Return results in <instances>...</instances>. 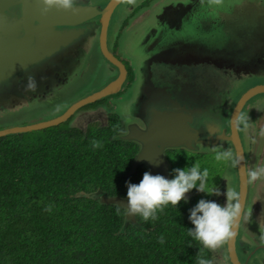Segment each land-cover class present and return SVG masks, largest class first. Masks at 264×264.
Wrapping results in <instances>:
<instances>
[{
  "label": "water",
  "instance_id": "95a60500",
  "mask_svg": "<svg viewBox=\"0 0 264 264\" xmlns=\"http://www.w3.org/2000/svg\"><path fill=\"white\" fill-rule=\"evenodd\" d=\"M161 1L154 0L151 5L144 8L132 19L125 31L122 49L131 58L138 82L132 99L122 104L117 103L116 110L125 118L127 128L119 138L135 141L139 145L128 175L134 174L139 165L145 164L151 174L172 179L169 175L166 149L179 146L193 149L195 144L192 140H200L202 145L217 150L219 143L222 145L226 138V131H221L219 126L213 123L212 120L216 119L207 108L186 107L188 112L197 109L194 126L185 108L177 100L175 104H166L165 109L154 107L148 71L153 72L155 69L162 70L172 66L175 62L173 55L178 53L186 57L184 59L186 64H209L235 72H253L250 71L253 66L264 68V48L251 54L240 53L223 58L219 55L220 49L214 47L209 55L200 56L191 47L213 46L200 40L202 36H197V29L191 24L194 8L175 10L182 5L171 4L168 0L160 3ZM196 2L197 0H194L192 4ZM115 3L116 1H111L104 8L98 9L97 6L89 4V0H79L75 10L53 7L44 13L43 0H0V114L14 109L17 105L34 103L43 105L45 97H47L45 104L56 102L62 93H73L83 86H94L103 80L105 71L91 75L94 64L90 66V52L94 47L96 34L92 24H86L88 19L97 15L102 16L103 24L99 37L100 49L109 61L117 64L123 74H126L124 64L109 52L107 47L108 17L115 10ZM231 3L234 4L235 12H239L238 6L243 5L225 0L223 6ZM203 14L205 13L198 15L200 19L208 16ZM218 16L226 20L223 15ZM209 18L212 19L211 16ZM217 33L226 34L223 30L216 31L215 34ZM124 45L128 47L124 49ZM29 77L35 81L34 91L27 87ZM122 82L123 78L117 77L49 120L0 129V137L65 122L79 107L119 92ZM146 86L148 91L143 94ZM260 92H264V84L256 85L245 92L238 103L237 112L247 98ZM52 97L55 98L50 100ZM138 97L141 105L145 104V107H134ZM232 134L228 139L234 142L237 153L244 156L241 139L233 124ZM204 135H208L207 139ZM238 171L243 198L247 191L245 159L238 166ZM95 194H98V200L103 203L120 207L127 205V196L110 195L100 190L89 193ZM195 194L196 191L187 193L185 201ZM124 220V228L129 224L144 228L137 217L128 216L126 209ZM229 247L233 264H241L235 253L234 240H230Z\"/></svg>",
  "mask_w": 264,
  "mask_h": 264
},
{
  "label": "trees",
  "instance_id": "16d2710c",
  "mask_svg": "<svg viewBox=\"0 0 264 264\" xmlns=\"http://www.w3.org/2000/svg\"><path fill=\"white\" fill-rule=\"evenodd\" d=\"M119 126L111 116L103 126L65 121L0 137V264H198L209 258L189 234L193 203L168 204L154 220L138 216L144 228H124L125 208L89 195L127 196V182L139 184L147 172L141 164L128 175L138 146L119 138Z\"/></svg>",
  "mask_w": 264,
  "mask_h": 264
},
{
  "label": "flooded vegetation",
  "instance_id": "af4514ba",
  "mask_svg": "<svg viewBox=\"0 0 264 264\" xmlns=\"http://www.w3.org/2000/svg\"><path fill=\"white\" fill-rule=\"evenodd\" d=\"M111 1H116V3L114 6L115 10L108 17L107 47L109 52H111L124 64L126 74H123L117 64L109 61L103 53L102 49H100L101 46L99 37L101 28L103 26L101 21L102 16L97 15L95 17H92L87 20L86 24H92V26L94 27L96 32L94 47H99L101 59L108 62L110 65L107 70H105L103 80L100 81V83L105 81L101 87H104L106 84L110 83L117 77H122L123 82L119 91H121L123 85L126 84L129 86V90L130 88H132L133 94V91H136V89L134 90V88L136 87L138 80H136V71L134 66L131 64V58L122 49V40L125 36V31L132 19L137 16V14H139L144 8H146L151 3V0H135V3L133 4L127 3L126 0H89V4L97 6L98 9H102ZM183 9L186 8L184 6L175 8V10ZM122 10H125V13L121 15ZM113 28L114 32H112ZM124 47L128 46L124 45ZM185 58V56H181L178 53H175L173 55V60L175 62L172 66H167L162 70L155 69L153 70V72L148 71V79L153 89L152 98L155 102L154 107L165 109L166 104H175L177 100L182 105V107L185 108L187 114L190 116V121L194 126L195 118L197 117V109L194 108L188 112L186 107L200 106L209 109L213 114V117H215L216 121L222 120V124L221 126H219L220 130L226 131V138L224 139L222 145L219 143V147L217 148V150L231 149L234 154L237 153V149L234 142L231 139H228V136L233 135L232 120L234 116H236V114L237 116L239 114H242L248 120V127L246 129L243 127V125H241L240 129H237L244 150L247 191L242 199L244 207L242 210L241 218L237 223L236 235L233 239H231V241H235V253L241 264H264V225L261 224L264 223V180L262 176L257 181L249 183L248 177V172L252 170V167L253 169L264 167V142L262 143L260 149V157L256 167L252 160L253 148L256 142L261 143L260 140H257L258 137L260 135L264 137V100L261 99V96H264V92L253 94L252 96L247 98L245 102H243L238 112L236 109L245 92L250 90L255 85L264 84V76H262L264 75V70L258 72H235L232 69L220 68L212 65L214 73L219 74L217 79H207L205 81H200L196 78V76L192 78H185L186 73H188L186 72L187 66L186 61L184 60ZM182 71V75L178 76L177 79L176 74L181 73ZM112 73H114V76H111ZM94 85L97 87L96 84ZM99 89L101 88L83 90L76 96H79L78 98L81 99ZM147 91L148 87L146 86L143 89V94H145ZM76 96L72 98L73 101L70 102L71 104H66V108L77 101ZM105 97L99 98L93 102L87 103L82 107H79L66 121L71 122L72 126L82 128V125L80 123V121L82 120L80 118L85 117L84 115H86L88 116L87 118L89 120L90 118H93L92 121L94 122V125H105L107 123V119L111 117V114H113L112 109L116 108V106H114L113 108L108 106L109 104H111V102H102L101 99ZM120 97L121 96H118V98ZM123 102H120L119 104H122ZM134 107L142 108L139 97L137 98ZM64 109L62 110V112L64 111ZM82 109L90 111H88L87 113L85 111L84 113L80 112L81 117L79 118L78 113L79 110L81 111ZM95 110L102 113L97 114L95 113ZM126 129L127 128L123 125L119 126L120 132L123 130L125 132ZM217 135L218 133H216V136ZM204 137L207 139L208 135H204ZM192 143L195 144V147L198 146V153L196 154H207V152L202 150V147L210 149L209 146L202 145L200 140H192ZM135 144L139 149V145L136 142ZM187 150L188 148L185 146L166 149L165 154L170 164L169 174L171 178H174V169H185L186 159L188 156L186 154ZM171 151L175 156H177V159H172L169 157V155L172 154ZM177 152H183V154L179 155L177 154ZM191 159H193L191 160L193 166L196 165L195 157H191ZM227 164L229 166V173L227 172V175L223 182L215 187L214 190L218 188L221 193H226L228 187L239 192L242 195L241 177L238 171V166L235 168L232 167L230 161H227ZM199 169L202 172L204 169V165L200 166ZM148 171L149 168L147 167V172ZM192 191H196V194L191 197L188 202H186L188 204L194 203L196 206V204L201 199L215 201L221 205H226L227 203L226 195H209L206 192L202 193L196 189H193ZM253 220H256L257 225L258 227L260 226V228H258L256 225H252ZM258 221L261 223H259ZM253 229H256L258 231L257 236L253 235ZM229 242L230 241H228L222 247L216 249L215 251L204 248L206 250V253H208L209 255V258H206V260L211 261V264H233Z\"/></svg>",
  "mask_w": 264,
  "mask_h": 264
},
{
  "label": "rangeland",
  "instance_id": "374dc122",
  "mask_svg": "<svg viewBox=\"0 0 264 264\" xmlns=\"http://www.w3.org/2000/svg\"><path fill=\"white\" fill-rule=\"evenodd\" d=\"M154 0H151V3ZM171 4L174 5H182L186 9L194 8L193 14L191 18V24L193 25L194 29H197V36L200 37V40L205 41V44H212L213 47H191L192 50L198 53L200 56L209 55L210 50L215 48L220 49L219 55L223 58H230L233 55L246 53L251 54L252 52L258 51L264 48V0H230L231 2H238L240 4L243 3L242 6H238L240 8L239 12H235L233 10L234 4H229L223 6L225 0H220L219 3L215 2V0H197L195 4H192L194 0H168ZM163 0L160 2L162 3ZM151 3L149 5H151ZM148 5V6H149ZM223 6V7H222ZM222 8V9H221ZM221 9V12H219ZM125 13V10H122V14ZM201 13H205L203 15H208L203 18H199L198 15ZM218 15H223L224 18H220ZM209 16L212 17L209 18ZM223 30L226 32L225 35L222 34H215L216 31ZM114 32V28L112 30ZM96 34V32H94ZM94 37V36H93ZM92 37V38H93ZM114 48V47H112ZM126 49V47H123ZM90 66L94 64L93 70L91 75L96 72H102L107 70L110 66L108 62L104 61L100 57L99 47H92L90 52ZM197 59V57H196ZM195 59V60H196ZM186 75L185 78H192L195 77L200 81H205L207 79L216 80L219 74H215L212 68V65L209 64H186ZM190 67V69H189ZM194 67V68H193ZM264 70L262 66H253L250 71L258 72ZM181 73L176 74V78L181 76ZM114 76V73L111 74ZM264 76V75H262ZM178 79V78H177ZM105 82V81H104ZM97 83V87L95 86H83L79 90L73 93H62L61 98H59L56 102H49L45 104L47 101V97H45V101L42 104L34 103L31 105L23 104L17 105L14 109L8 110L3 114H0V129H4L7 127L13 126H21L26 125L34 122H41L49 120L57 115H59L62 110L70 103L72 98L82 92L83 90L93 89V88H102V84L104 83ZM107 82V81H106ZM263 85V84H258ZM256 86V85H255ZM118 96H121L118 98ZM77 100L79 96H76ZM113 97V98H112ZM132 88L129 90V86L124 84L121 91L118 93L108 95L107 97L101 99L102 102H111L108 106L113 108L120 102H129L132 99ZM262 100H264V96H261ZM55 97H52V100ZM67 104V105H66ZM71 104V103H70ZM73 104V103H72ZM145 107V104L141 105ZM64 109V110H65ZM87 113L90 110L82 109L79 110L78 117H81V113ZM97 114H101L95 110ZM81 112V113H80ZM112 113L110 116H116L119 124L122 126L125 125V118L121 115L119 111L115 108L112 109ZM85 117H81L80 121L83 127L87 126L88 124H93V118L90 120L87 118L88 116L84 115ZM216 126H221L222 120H212ZM71 125L72 123L69 122ZM257 140H260L261 143L256 142L253 148V156L252 160L256 167L259 157H260V149L262 143L264 142V137L259 136ZM197 147L193 149L187 150V159H186V167L190 169L193 166L191 162V157H195L196 159V166L200 167L204 165V169L208 171V180L206 184V189L209 191H213L215 187H217L220 183L223 182L225 179L227 172L229 173V166L226 161L224 160H217L216 156L218 152L224 151L222 150H211L207 149L206 147H202V150L207 152V154H196ZM171 155H169L172 159H177V156L173 154L171 151ZM189 153V154H188ZM177 154L182 155L183 152H177ZM185 156V155H184ZM199 162V163H198ZM228 166V168H227ZM227 168V169H226ZM253 170V167H252ZM202 171V172H203ZM195 207V204L193 203ZM252 225H257L256 220L252 221ZM260 228V226L258 227ZM255 236H257L258 231L253 229Z\"/></svg>",
  "mask_w": 264,
  "mask_h": 264
},
{
  "label": "clouds",
  "instance_id": "9594fccd",
  "mask_svg": "<svg viewBox=\"0 0 264 264\" xmlns=\"http://www.w3.org/2000/svg\"><path fill=\"white\" fill-rule=\"evenodd\" d=\"M126 2L133 4L135 0H126ZM215 2L219 3L220 0H215ZM78 3L79 0H43V12L47 13L53 7L62 10H75ZM27 87L29 90H35L36 84L32 77H29ZM110 119L111 117L107 119L106 124L109 123ZM232 124L236 129H240L241 125L246 129L248 120L242 114H239L232 120ZM123 132L124 130L118 136ZM93 146L99 147V144L93 142ZM216 159L230 161L231 166L235 168L242 164L244 156L239 153L234 154L231 149H227L218 152ZM173 171L175 175L172 179H167L163 175H153L150 172H145L139 184L127 182V205L123 207L126 209L128 216H140L145 221L154 220L156 219L157 210L163 211L164 206L168 204L178 206L181 201L186 200V194L193 189L202 193L206 192L209 195L219 196L223 194L227 198L226 205L201 199L195 207L190 209L189 219L195 227L188 230L194 239L199 241L205 248L213 251L233 239L244 207L242 195L228 187L226 193H221L218 188L214 191L206 190L208 171L205 169L201 172L196 165L190 169L176 168ZM262 176H264V167L251 170L248 172L249 183L257 181ZM46 210L50 211V208ZM119 211L120 209L117 208L118 214ZM160 242L163 243V237L160 238ZM198 264H211V261L199 259Z\"/></svg>",
  "mask_w": 264,
  "mask_h": 264
}]
</instances>
